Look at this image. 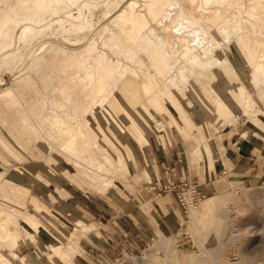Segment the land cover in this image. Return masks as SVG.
Masks as SVG:
<instances>
[{"label": "rangeland", "instance_id": "374dc122", "mask_svg": "<svg viewBox=\"0 0 264 264\" xmlns=\"http://www.w3.org/2000/svg\"><path fill=\"white\" fill-rule=\"evenodd\" d=\"M199 1L41 0L39 9L26 15L20 10L29 0H0V217L18 216L19 226L14 249L0 233V262L71 264L84 255L81 240L97 232L87 216L89 205L106 201L134 207L140 197L146 199L147 190L148 197L161 194V201L175 198L182 211L159 223L155 239L140 255L97 259L96 264H264V152L250 173L227 159L241 137L249 139L255 132L264 137V92L258 86L264 71V0L225 1L223 20L232 21L226 33L218 32L224 21L217 13L209 15ZM184 40L195 47L193 54H212L224 64L193 67L180 57ZM170 58L177 65L167 72ZM80 69L87 74L82 76ZM179 69L187 70L185 79L178 78ZM166 73L176 77L177 85L167 83ZM110 82L114 90L108 93ZM94 92H107L100 107ZM192 142L195 150H190ZM171 148L179 165L173 174L161 166ZM187 169L193 175L189 180L184 179ZM202 169L211 171L216 190L192 203ZM84 170L95 182L109 185L99 189ZM77 222L82 253H74L70 263L47 245L65 242ZM83 230L88 234L82 236ZM161 241L170 244L169 253L160 248Z\"/></svg>", "mask_w": 264, "mask_h": 264}, {"label": "crops", "instance_id": "0c3cea01", "mask_svg": "<svg viewBox=\"0 0 264 264\" xmlns=\"http://www.w3.org/2000/svg\"><path fill=\"white\" fill-rule=\"evenodd\" d=\"M241 138L236 151H232L227 159L233 167L244 169L250 173L264 152V137L259 132H255L249 139ZM165 145L166 142L162 147ZM165 156L166 159L162 160L161 166L168 167L173 174L175 167L179 165H176L172 148L170 153ZM167 156L169 157L167 158ZM201 172L202 177L201 175L198 177L196 191L201 195L215 192L216 185L212 181L211 171L202 169ZM185 174L188 176L186 177ZM192 176V172L188 169L184 171L185 180L191 179ZM148 196L149 192L145 190L146 199L140 197V201H137L134 207L126 204L122 206L109 205L106 201L102 204L89 205L90 210L87 212V216L94 220L92 224L97 227V232L94 238L85 237L86 239L81 240L84 243L80 244L84 255L74 259L76 255L82 253L78 251L72 258L74 261L71 260L70 263L96 264L97 259L107 262L124 258L126 255H140L141 250L155 239L154 230L159 226V223L169 218L172 220L177 218L176 212L182 211L178 201L169 195L168 200L165 197L164 201L159 199L161 197L159 193ZM141 210H144L146 214L143 215ZM88 231L83 230L82 236L87 235ZM160 236L159 234L158 238Z\"/></svg>", "mask_w": 264, "mask_h": 264}, {"label": "bare ground", "instance_id": "6f19581e", "mask_svg": "<svg viewBox=\"0 0 264 264\" xmlns=\"http://www.w3.org/2000/svg\"><path fill=\"white\" fill-rule=\"evenodd\" d=\"M40 1L41 0H29V6L28 7H23V8H21V10H20V12L21 13H23V14H26V15H29V11L30 12H36L38 9H39V7H40ZM67 1H72V0H67ZM225 1H227L228 2V0H200L199 2V4L201 5V7H203L205 10H208V14L210 15H212V14H216L217 13V18H218V20H220V21H224L223 19H224V13L220 10V8H221V6L224 4V2ZM230 1V0H229ZM235 5V4H234ZM178 7V6H177ZM179 8V7H178ZM199 8V7H198ZM177 9V8H176ZM125 10H127V9H125ZM198 9L196 8V10L195 11H197ZM203 10V9H202ZM201 10V14H202V12H204V11H202ZM199 11V10H198ZM48 12V11H47ZM136 12V11H135ZM179 12V11H178ZM128 13V12H127ZM196 13V12H195ZM194 13V14H195ZM200 13V12H199ZM48 14V13H47ZM180 14V13H179ZM136 15V14H135ZM184 15V14H183ZM196 16H197V14H195ZM203 15V14H202ZM174 16V15H173ZM204 17H207L206 15H203ZM226 16V15H225ZM198 17V16H197ZM196 17V18H197ZM210 17V16H209ZM40 18V17H39ZM208 18V17H207ZM128 19H130V18H128ZM182 19V18H181ZM198 19H199V17H198ZM166 20V19H165ZM169 20H170V18H169ZM174 20V19H173ZM184 20V19H183ZM217 20V21H218ZM171 21V20H170ZM219 21V22H220ZM12 22V21H11ZM165 23L167 22V21H164ZM169 22V21H168ZM167 22V23H168ZM217 23V22H216ZM231 23H232V21H231V19H229V21H224V25L221 27V28H219L217 31L218 32H220V33H226V32H224L225 31V29H228L227 27H229L230 25H231ZM14 24H15V21H14ZM157 24V23H156ZM173 24H175V22L173 23ZM177 25V24H176ZM180 25V24H179ZM160 26V25H159ZM163 26V25H162ZM166 26V25H165ZM171 26V25H170ZM127 27V26H126ZM168 27V26H167ZM179 27V26H178ZM123 28V27H122ZM169 28V27H168ZM175 28H177L176 26H175ZM231 28V27H230ZM230 28H229V30H230ZM238 28V27H237ZM116 29V28H115ZM132 29V28H131ZM152 29V28H151ZM167 29V28H166ZM170 29V28H169ZM183 29V28H182ZM188 29H189V27H188ZM191 29V28H190ZM127 30H128V28H127ZM141 30V29H140ZM171 30V29H170ZM180 30V33L182 32V30H181V28L179 29ZM184 30V29H183ZM186 30V29H185ZM232 30V29H231ZM230 30V31H231ZM68 32H69V29L67 30ZM117 31V30H116ZM167 31V30H166ZM173 31H174V29H173ZM172 31V32H173ZM226 31H228V30H226ZM234 31V30H233ZM238 31V30H237ZM67 32V33H68ZM126 32V31H125ZM138 32V31H137ZM147 32H148V30H147ZM168 32H169V30H168ZM171 32V33H172ZM176 32V31H175ZM179 32V31H178ZM190 32V31H189ZM119 33V32H118ZM142 33V32H141ZM140 34V33H139ZM148 34V33H147ZM175 34V33H174ZM179 34V33H178ZM230 34V33H229ZM232 34H233V32H232ZM119 35V34H118ZM194 35V34H193ZM205 35H207V34H205ZM231 35V34H230ZM199 36V35H198ZM222 36V35H221ZM232 36V35H231ZM119 37H120V35H119ZM138 37V36H137ZM197 37V36H196ZM216 37V36H215ZM224 37V36H223ZM139 38V37H138ZM147 38V37H146ZM152 38V37H151ZM162 38V37H161ZM191 38V37H190ZM189 38V39H190ZM201 38H203V37H200V39ZM227 38V37H226ZM109 39V38H108ZM193 39V38H192ZM199 39V38H198ZM205 39V38H204ZM204 39H201V40H204ZM213 39V38H212ZM124 40V39H123ZM129 40V39H128ZM182 40L183 39H181V40H179V42L178 43H182ZM186 40V39H185ZM184 40V42H183V44H182V46L183 47H181V48H183V54H182V56H180L181 57V59H182V57L184 58V59H186V61L191 65L192 64V66L193 67H195V68H201L202 67V65L203 64H212V65H218L217 67H220V66H222L224 63H222V61H220V62H218V60H217V58H215L212 54H208V55H205V57H201V55H198V54H193V53H195L196 51H195V47H189L188 46V44H187V42ZM200 40V41H201ZM220 40H221V37H220ZM227 40H229V39H227ZM226 40V41H227ZM106 41V40H105ZM192 42L194 41V39L193 40H191ZM216 41V40H215ZM226 41H225V43H226ZM127 42V41H126ZM145 42V41H144ZM213 42H214V39H213ZM218 42V41H217ZM217 42H215V44H217ZM223 42V41H222ZM102 43V42H101ZM105 43V42H104ZM129 44H130V42H128ZM166 43V42H165ZM171 43V42H170ZM197 43V42H196ZM103 44V43H102ZM132 44V43H131ZM190 44V43H189ZM215 44H212L211 46H213V45H215ZM88 45H89V43H88ZM191 45V44H190ZM192 45H193V43H192ZM218 45V44H217ZM221 45V44H220ZM97 46V45H96ZM123 46V45H122ZM210 46V45H209ZM230 46V45H229ZM87 47V46H86ZM85 47V48H86ZM121 47V46H120ZM126 47H127V45H126ZM131 47H132V45H131ZM144 47V46H143ZM169 47H171V45L169 46ZM198 46H196V48H197ZM215 47V46H214ZM214 47H212V48H214ZM219 46H217L216 48H218ZM83 49H84V47H82ZM123 48V47H122ZM127 48H129V47H127ZM148 48V47H147ZM172 48V47H171ZM209 48H211V47H209ZM208 48V50H210ZM102 49V48H101ZM125 49V48H124ZM131 49L132 48H129V50L131 51ZM138 49H139V47H138ZM174 49V48H173ZM205 49H207V48H205ZM215 49V48H214ZM105 50V49H104ZM103 50V51H104ZM136 50V49H135ZM134 50V52H136ZM140 50H141V48H140ZM212 50V49H211ZM81 51V50H80ZM114 51V50H113ZM133 51V50H132ZM131 51V52H132ZM139 51V50H138ZM137 51V52H138ZM215 51V50H214ZM65 52V51H64ZM77 52V51H76ZM79 52V51H78ZM77 52V54H79ZM115 52V51H114ZM123 52V51H122ZM133 52V53H134ZM160 53L162 52L161 50L159 51ZM179 52H180V50H179ZM209 53H210V51H208ZM75 53V52H74ZM98 53V52H97ZM117 53V52H116ZM124 53V52H123ZM132 53V54H133ZM158 53V52H157ZM212 53V52H211ZM225 53V52H224ZM64 54V53H63ZM67 54H68V52L66 53V58H67ZM99 54V53H98ZM128 54H130V53H128ZM135 54H137V53H135ZM143 54V53H142ZM73 55V54H72ZM111 55H113V54H111ZM162 55V54H161ZM191 55V58L190 59H188V57ZM203 55V54H202ZM210 55V56H209ZM96 57V55H93V57ZM125 56H127V53H126V55ZM139 56V55H138ZM141 56V55H140ZM143 56V55H142ZM141 56V57H142ZM159 56V55H158ZM163 56V55H162ZM171 56V55H170ZM207 56V57H206ZM59 57V56H58ZM71 57V56H70ZM89 57V56H88ZM94 57V58H95ZM122 57H124V56H122ZM128 57H130L129 59H130V61H132V60H134V58H136V57H134V56H129L128 55ZM134 57V58H133ZM172 57H174L173 55H172ZM65 58V57H64ZM84 58V57H83ZM92 58V57H91ZM138 58H140V57H138ZM144 58V57H143ZM55 59V58H54ZM53 59V60H54ZM59 59V58H58ZM57 59V60H58ZM61 59H62V57H61ZM70 59H72V57L70 58ZM74 59V58H73ZM78 59V58H77ZM98 59V58H97ZM172 61H173V59L172 58H170ZM184 59H182V60H184ZM40 60V64H42L43 65V62L41 63V60L42 59H39ZM60 60V59H59ZM58 60V61H59ZM63 60V59H62ZM79 60H83L81 57H80V59ZM79 60H77V61H79ZM124 60V59H123ZM169 60V59H168ZM42 61H44V60H42ZM67 61V60H66ZM129 60H127L126 62H128ZM129 61V62H130ZM138 60H136V62H137ZM152 61V60H151ZM70 62H71V60H70ZM82 62H84V61H82ZM106 62H108V61H106ZM134 62H135V60H134ZM187 62H186V65H187ZM34 63H36V62H34ZM37 63H38V61H37ZM47 64H48V62H46ZM46 63H45V65H46ZM54 63H56L57 64V62H54ZM59 63V62H58ZM67 63V62H66ZM72 63V62H71ZM77 62H75L74 63V65L76 64ZM131 63V62H130ZM65 64V63H64ZM69 64V63H68ZM79 65H80V63H78ZM42 65H40V66H42ZM51 65H54L52 62H51ZM66 65V64H65ZM72 65V64H71ZM116 65V64H115ZM132 65V64H131ZM173 65H177V62L174 60L172 63H169V65H166L167 66V68H166V70H167V72H169V71H171L172 70V66ZM261 65V64H260ZM39 66V65H38ZM48 65H46V67H47ZM76 66V65H75ZM84 65H82L81 67H83ZM94 66V65H93ZM134 66V65H133ZM184 66V65H183ZM188 66V65H187ZM259 66V65H258ZM49 67L51 68V66L49 65ZM48 67V68H49ZM54 67L55 66H53V69L52 70H54L55 71V69H54ZM62 67V66H61ZM80 67V68H81ZM97 67H98V65H97ZM118 67V66H117ZM124 67V66H123ZM126 67V66H125ZM44 69H45V67H43ZM90 68V67H89ZM114 68V67H113ZM43 69V70H44ZM47 69V68H46ZM46 69H45V71H46ZM67 69V68H66ZM81 69H83V68H81ZM80 69V71H82ZM118 69H119V67H118ZM117 69V70H118ZM123 69V68H122ZM122 69H120V70H122ZM129 69V68H128ZM187 69V68H186ZM41 70H42V68H41ZM51 70V69H50ZM49 70V71H50ZM51 70V71H52ZM59 70H61V68L59 69ZM73 70V69H72ZM76 70V69H75ZM34 71V70H33ZM58 71V70H57ZM68 71V70H67ZM119 71V70H118ZM123 71H127V70H123ZM132 71V70H131ZM133 71H135V70H133ZM176 71V70H175ZM187 71V70H186ZM185 69H179V76H178V78L180 79V77L182 76V77H184V79H185ZM37 72H39V71H37ZM36 72V73H37ZM41 72V71H40ZM59 72H61V71H59ZM59 72H56V75H58V73ZM64 72H66L65 70H64ZM121 72V71H120ZM138 72V71H137ZM23 73V72H22ZM42 73H43V71H42ZM45 73V72H44ZM50 73V72H49ZM55 73V72H54ZM68 73V72H67ZM118 73V72H117ZM127 74H128V72H126ZM133 73V72H132ZM131 73V74H132ZM136 73V72H135ZM142 73V72H141ZM25 74V73H24ZM28 74H29V72H28ZM28 74H25L26 76L28 75ZM35 74V73H34ZM46 74H48V73H46ZM61 74V73H60ZM62 74H65V73H62ZM87 74V72L85 71V69H84V71H82V73H81V75L82 76H84V75H86ZM92 75H93V73H91ZM91 74H90V78H92V76H91ZM120 74V73H119ZM118 74V75H119ZM122 74V73H121ZM130 74V73H129ZM130 74V75H131ZM167 74V73H166ZM37 75H43V76H45V74H39V73H37ZM55 75V74H54ZM55 75V76H56ZM25 76V77H26ZM31 76V75H30ZM29 76V77H30ZM32 76H34V75H32ZM42 76V79L41 80H43V78H45V77H43ZM66 76H67V74H66ZM78 77H79V74L77 75ZM98 76V75H97ZM96 76V77H97ZM115 76H117V75H115ZM125 75H123V77H124ZM168 76V77H167ZM167 83H169V82H173V84H176V83H174L175 82V76L174 75H171V74H167ZM35 77V76H34ZM40 77V76H39ZM38 77V78H39ZM48 77V76H47ZM46 77V79H49V78H47ZM76 77V76H75ZM102 77H104L103 75H102ZM106 77H108V76H106ZM110 77V76H109ZM120 77H122V76H120ZM133 77V76H132ZM24 78V77H23ZM28 78V77H27ZM32 78V81H33V77H31ZM54 78V77H53ZM99 78V77H98ZM111 78V77H110ZM109 78V79H110ZM114 78V77H113ZM118 78V77H117ZM20 79H21V77H20ZM25 79V78H24ZM37 79V78H36ZM46 79H45V82H47L46 81ZM57 79H59L58 77H57ZM120 80L122 79V78H119ZM258 79H259V82H258V86L260 87V90L261 89H263V92H264V71L261 73H259V76H258ZM18 80V79H17ZM23 80V79H22ZM35 80V79H34ZM41 80H36V82L37 81H41ZM51 80H52V77H51ZM55 80H56V78H55ZM64 80H65V78H64ZM77 80V79H76ZM75 79H74V81H76ZM79 80V79H78ZM81 80V79H80ZM113 80V79H112ZM145 80V79H144ZM20 81V80H19ZM29 81V80H28ZM48 81H50V80H48ZM57 81V80H56ZM71 81V80H70ZM73 81V80H72ZM93 81V80H92ZM118 81V79L116 80V84L118 83L117 82ZM22 82V81H21ZM30 82V81H29ZM34 83H35V81H33ZM50 82H52L53 84H55V81H50ZM64 82V81H63ZM126 82V81H125ZM124 82V83H125ZM14 83V82H13ZM23 83H24V81H23ZM27 83V82H26ZM32 83V82H31ZM51 83V85H53ZM57 83V82H56ZM59 83V82H58ZM57 83V84H58ZM71 83H73V82H71ZM76 83V82H75ZM77 83H81V82H77ZM128 83V82H127ZM33 84V83H32ZM38 84V83H37ZM40 84H41V82H40ZM42 84H44V83H42ZM41 84V85H42ZM68 84H70V83H68ZM74 84V83H73ZM116 84H115V87H117L116 86ZM141 84V83H140ZM169 84H171V83H169ZM12 85V84H11ZM10 85V86H11ZM16 85L17 86H19V84H18V81L16 82ZM24 84H22V86H20V87H26V85L27 84H25L24 86H23ZM31 85V84H30ZM35 85V84H34ZM39 85V84H38ZM40 85V86H41ZM47 85V89H48V85L50 86V83L48 84H46ZM64 85H65V83H64ZM83 85H84V83H83ZM86 85V84H85ZM177 85V84H176ZM36 86V85H35ZM44 86V85H43ZM58 86V85H57ZM74 86H75V84H74ZM73 86V87H74ZM87 86V85H86ZM113 84L110 82V84L107 86V92L109 93L112 89H113ZM30 87V86H29ZM28 87V88H29ZM38 87V86H37ZM45 87V86H44ZM51 87H53V86H51ZM50 87V89L49 90H53L52 88ZM56 86L54 85V88H55ZM169 87V86H168ZM171 87V86H170ZM174 87V86H173ZM172 87V88H173ZM27 88V87H26ZM40 88V87H39ZM84 88V87H83ZM101 88V87H100ZM45 89V88H44ZM98 89V88H97ZM103 89V88H102ZM102 89H100V90H102ZM28 90V89H27ZM32 90V89H31ZM31 90H28L29 92L31 91ZM36 90V89H35ZM41 90H43V89H41ZM49 90H48V93L50 94V92H51V94H52V91H50L49 92ZM76 90H77V88L75 89V92H76ZM93 90V89H92ZM96 90V89H95ZM114 90V89H113ZM177 90V89H176ZM44 91V90H43ZM43 91H41V92H43ZM79 92H80V89L78 90ZM91 91V90H90ZM98 91V90H97ZM103 92H104V90H102ZM182 91V90H181ZM32 92H33V90H32ZM41 92H39V93H41ZM45 92V91H44ZM85 92H87V91H85ZM100 92V91H99ZM107 92H106V94H107ZM116 92V91H115ZM8 93V92H7ZM46 93H47V91H46ZM46 93H45V95H46ZM89 93V92H88ZM92 93V92H91ZM112 93V92H111ZM9 94H10V91H9ZM14 94H15V92H14ZM26 94H27V91H26ZM34 94H37V93H34ZM85 95H86V93H84ZM94 94H95V92H94ZM97 94V93H96ZM95 94V96H96V98H95V105H98V104H101L102 102H104L105 100H106V97L108 96V95H106L105 93H103L102 95H96ZM99 94V93H98ZM45 95H44V97H45ZM76 95V94H75ZM114 96H116V93H114L113 94ZM28 96H29V94H28ZM32 96H33V94H32ZM49 96V95H48ZM77 96H79V94L77 95ZM89 96H90V94H89ZM88 96V97H89ZM19 97V96H18ZM51 97L52 96H50L49 98H48V101H50L51 100ZM80 97V96H79ZM82 97V96H81ZM94 97V96H93ZM93 97L91 98V99H93ZM47 98V97H46ZM45 98V99H46ZM83 98V97H82ZM86 98V97H85ZM28 99V98H27ZM34 99H36L37 101H38V99H37V95H36V98H34ZM42 99V98H41ZM88 99V98H87ZM35 100V101H36ZM42 100H44V99H42ZM19 101V100H18ZM30 101V100H29ZM34 101V100H33ZM36 101V102H37ZM79 101V100H78ZM110 101V100H109ZM31 102V101H30ZM47 102V101H46ZM51 102V101H50ZM50 102H48L49 104H50ZM81 102V101H80ZM91 102H94V101H91ZM75 103V102H74ZM77 103H79V102H77ZM89 103V102H88ZM105 103V102H104ZM82 104V103H81ZM12 105V104H11ZM10 105V106H11ZM16 105H18V103H16ZM20 105H22V104H20ZM32 105V104H31ZM34 105V104H33ZM75 105V104H74ZM90 105V104H89ZM89 105H87V106H89ZM3 106V105H2ZM10 106H9V108H10ZM12 106H14V105H12ZM19 106V105H18ZM17 106V107H18ZM71 106H73L72 104H71ZM71 106H70V108H71ZM77 106V105H76ZM87 106H85L86 108H87ZM99 106V105H98ZM101 106V105H100ZM99 106V107H100ZM113 106V105H112ZM5 107V106H4ZM8 107V106H7ZM14 107H16V106H14ZM21 107H24V106H21ZM75 107V106H74ZM79 107V106H78ZM83 107H84V105H83ZM85 107H84V109H85ZM96 108H97V106H95ZM13 108V107H12ZM25 108V107H24ZM41 109L42 108H44V107H40ZM39 108V110H41ZM73 108V107H72ZM7 109V108H6ZM75 109H76V107H75ZM78 109V108H77ZM76 109V110H77ZM87 109H91V107L90 108H87ZM97 109H99V108H97ZM44 111H46V109L44 110ZM79 111V110H78ZM85 112H86V110H84ZM95 110H93V112H94ZM97 111V110H96ZM61 112V111H60ZM77 112V111H76ZM79 112H81V111H79ZM78 112V113H79ZM82 112H83V110H82ZM81 112V113H82ZM89 112V111H88ZM88 112H86L87 114H88ZM24 113V112H23ZM46 113H47V111H46ZM52 113H53V111H52ZM62 113H64V112H62ZM85 113V114H86ZM16 114V113H15ZM14 114V115H15ZM86 114V115H87ZM264 114V113H263ZM79 115V114H78ZM58 116H60V115H58ZM57 116V117H58ZM63 116V115H62ZM20 117V116H19ZM24 118H25V116H23ZM56 117V118H57ZM18 118V117H17ZM55 118V119H56ZM25 120H27L26 118H25ZM36 121V120H35ZM93 122V121H92ZM100 122V121H99ZM33 123V122H32ZM79 123H81L80 121H79ZM35 124H36V122H35ZM91 125V124H90ZM100 126V125H99ZM196 143H198V142H196ZM231 143V142H230ZM199 145V144H198ZM230 145H234V144H230ZM195 145H194V142H192V144L190 145V150H195ZM230 148L232 149V148H234V147H232V146H230ZM233 150V149H232ZM105 157H103V156H98L97 157V159H99V160H102V159H104ZM95 172H97V170L95 171ZM116 174V173H115ZM83 175H84V177L85 178H87L88 179V181H90L91 183H93L94 185H98L99 186V189L101 188H104V187H107L108 185H109V181H101V182H95V179H94V177L92 178L91 177V175L88 173V170H84V173H83ZM113 178H115V176L113 177ZM94 179V180H93ZM188 203H190V202H188ZM192 204V203H191ZM190 205V204H189ZM192 214V213H191ZM11 218H12V220H11ZM5 219V220H4ZM195 219V216L194 215H191V221H193ZM3 220V221H2ZM11 222V223H10ZM17 222H18V216H14V217H11V216H6V217H4V218H2V217H0V224L1 225H4V226H6L7 228L5 229V230H1L0 229V233H1V239H2V241L3 242H5V241H8V240H10L11 242H12V245H11V248H13L14 249V247H15V244H16V239H17V234H18V229H19V226H18V224H17ZM78 225H79V222H77V224H75V226L73 227V230H72V232L69 234V236L66 238V240H65V242H63V243H58V242H52V241H49L48 242V245H47V247H48V249L50 250V251H52L53 253L52 254H55V255H58L59 257H62V258H64V257H66V258H69L70 260L74 257L73 255H74V253H78V251H80L81 252V250H79L80 248H79V240H80V230H79V228H78ZM18 231V232H17ZM160 248L163 250V252L165 253V254H167V253H169L170 252V244L168 243V242H162L161 241V243H160ZM164 256H166V255H164ZM14 257L16 258L17 257V255L16 254H14ZM168 257V256H167ZM167 258H165V260H166ZM4 263H7V261L6 260H1V262H0V264H4Z\"/></svg>", "mask_w": 264, "mask_h": 264}, {"label": "built area", "instance_id": "2783aa9c", "mask_svg": "<svg viewBox=\"0 0 264 264\" xmlns=\"http://www.w3.org/2000/svg\"><path fill=\"white\" fill-rule=\"evenodd\" d=\"M167 190H168V187H164V191H167ZM179 190H180V187H179L178 190H175L176 193L177 192L179 193L177 197H180L182 195V193ZM193 190H194L195 196H193V198H192V203H195V202H198L199 201V197L201 198V197H203V195H201L200 193L195 192V189L194 188H193ZM120 259H122V258H119L117 260H120Z\"/></svg>", "mask_w": 264, "mask_h": 264}]
</instances>
